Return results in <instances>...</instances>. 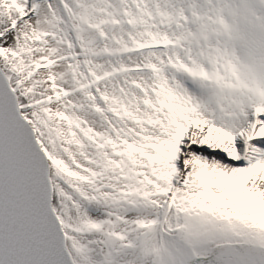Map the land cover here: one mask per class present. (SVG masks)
<instances>
[{
    "label": "snow or ice",
    "instance_id": "1",
    "mask_svg": "<svg viewBox=\"0 0 264 264\" xmlns=\"http://www.w3.org/2000/svg\"><path fill=\"white\" fill-rule=\"evenodd\" d=\"M0 264H264V0H0Z\"/></svg>",
    "mask_w": 264,
    "mask_h": 264
}]
</instances>
